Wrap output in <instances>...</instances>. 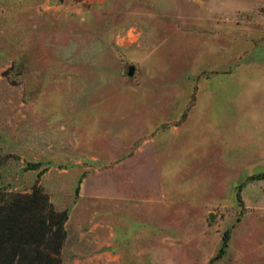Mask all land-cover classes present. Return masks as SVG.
<instances>
[{"label": "rangeland", "instance_id": "obj_1", "mask_svg": "<svg viewBox=\"0 0 264 264\" xmlns=\"http://www.w3.org/2000/svg\"><path fill=\"white\" fill-rule=\"evenodd\" d=\"M263 42L264 0H0L1 187L38 183L68 209L83 174L146 135L153 119L142 117L143 105L179 96L187 100L182 120L196 95L210 92L205 79L219 73L237 99L213 126L211 155L174 167L172 201L119 215L129 236L113 249L120 257L109 258L104 245L94 259L60 264H207L226 228L212 264H264V176L250 177L264 170V79L245 78L264 65H233L253 55L230 53ZM255 57L264 61V53ZM155 98L162 102L148 101ZM200 123L189 117L184 129L200 136ZM148 216L158 228L147 230Z\"/></svg>", "mask_w": 264, "mask_h": 264}, {"label": "crops", "instance_id": "obj_2", "mask_svg": "<svg viewBox=\"0 0 264 264\" xmlns=\"http://www.w3.org/2000/svg\"><path fill=\"white\" fill-rule=\"evenodd\" d=\"M244 18L245 16L242 22L247 20ZM251 21L254 22V20ZM248 27L254 30L252 29L254 26ZM240 28L244 32V25ZM243 36L244 33L241 43L245 40ZM248 45L247 43L248 48L244 50H230V53L241 52L253 55L249 56L248 60L242 59L233 65H250L248 66L250 68L253 65L255 67L264 65V61L255 57V54L264 53V45ZM260 73L264 79V69L262 72L250 69L245 78L251 80ZM223 76L227 78L226 74L219 73L218 77L205 79V86L207 89L210 88V92L197 94V103L191 107L188 116L182 120L178 121V118L182 109L186 108L187 100L180 104L179 96L169 100L170 102L163 107L160 103L143 105L142 117L153 119L144 123L148 130L146 135L142 136L140 141L123 155L106 153V156L112 158L111 161L94 166L81 176L78 193L75 201L68 208V218L65 222L66 236L61 249L63 261L79 262L94 259L96 248L104 245L110 248L107 253L109 258L120 257L122 253L115 255L112 253L113 249L127 245L129 236L126 232H120L122 219L119 215L123 213L149 214L148 204L172 201L169 182H171L174 167L196 165L192 162L211 155L214 124L222 125L230 106L232 105L233 109L237 107L236 97L230 96L224 88L229 81ZM238 78L245 79L240 76L236 77ZM148 101L162 102L156 98ZM189 117L201 122L199 132L202 135H191L188 129H184L185 121ZM154 118L159 120L155 121ZM163 118L170 119L166 120L168 123L164 127L157 128L165 122ZM197 129V127L192 128V131L195 132ZM182 133H185L187 139L181 135ZM216 139L218 138L215 137L214 140ZM94 158L96 164V155ZM144 220H146L144 223L149 225L147 230L155 225L148 221L149 216ZM157 225L158 223L155 225L156 228H158ZM99 227L105 228L106 235L96 238V230ZM147 236L149 234L146 233L144 237ZM69 237L71 239L70 251L68 256H65L64 246ZM81 246H84L83 251L80 249Z\"/></svg>", "mask_w": 264, "mask_h": 264}, {"label": "trees", "instance_id": "obj_3", "mask_svg": "<svg viewBox=\"0 0 264 264\" xmlns=\"http://www.w3.org/2000/svg\"><path fill=\"white\" fill-rule=\"evenodd\" d=\"M3 155L0 153V163ZM264 170L250 177H263ZM236 198L242 204L241 187ZM78 192V185L75 188ZM68 209L56 208L43 187L34 183L30 191L0 186V264H60L66 236ZM229 229L222 234L215 256L225 249ZM213 256L207 264H212Z\"/></svg>", "mask_w": 264, "mask_h": 264}, {"label": "water", "instance_id": "obj_4", "mask_svg": "<svg viewBox=\"0 0 264 264\" xmlns=\"http://www.w3.org/2000/svg\"><path fill=\"white\" fill-rule=\"evenodd\" d=\"M132 71H133V66L130 65L129 68H128V72H129V73H132Z\"/></svg>", "mask_w": 264, "mask_h": 264}]
</instances>
